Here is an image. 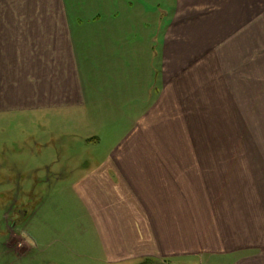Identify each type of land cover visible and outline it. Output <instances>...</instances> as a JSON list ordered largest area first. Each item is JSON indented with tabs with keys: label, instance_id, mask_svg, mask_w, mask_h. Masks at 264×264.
I'll return each mask as SVG.
<instances>
[{
	"label": "crops",
	"instance_id": "0c3cea01",
	"mask_svg": "<svg viewBox=\"0 0 264 264\" xmlns=\"http://www.w3.org/2000/svg\"><path fill=\"white\" fill-rule=\"evenodd\" d=\"M261 67L264 0H0V122L118 128L72 183L105 264H264V150L207 145L260 118Z\"/></svg>",
	"mask_w": 264,
	"mask_h": 264
},
{
	"label": "rangeland",
	"instance_id": "374dc122",
	"mask_svg": "<svg viewBox=\"0 0 264 264\" xmlns=\"http://www.w3.org/2000/svg\"><path fill=\"white\" fill-rule=\"evenodd\" d=\"M259 76L260 118L253 122H240L238 127L228 122L223 130V123L211 117V125L216 128L219 125V130H212V136L207 137V145L239 146L248 151L256 146L264 150L262 67ZM120 103L112 100L111 107H107L108 114L112 112L110 119L117 113ZM75 115H80V118L76 116L78 121L69 120L67 125L79 126L77 130L82 132L83 119L92 117L94 120L97 114L95 109L89 108L83 116ZM2 125L5 127L0 128V264H105L101 257L82 249L91 242V228L80 214V205L72 194V183L82 172L80 164L84 160L102 159L114 144L112 133L118 137V128L113 129L111 124L104 129L96 128L98 140L87 144L83 139L87 136L82 141L72 137L77 132L74 128L70 130L63 123L61 127L50 122L39 142L51 143L34 148L26 135L27 130H22L26 127L21 128L12 121L9 125L0 122ZM26 126L30 131L35 129ZM57 132L69 133V136L53 137ZM88 134L83 132V136ZM52 145L62 151L53 153ZM248 155L251 156L250 153ZM128 264L154 263L141 260Z\"/></svg>",
	"mask_w": 264,
	"mask_h": 264
}]
</instances>
